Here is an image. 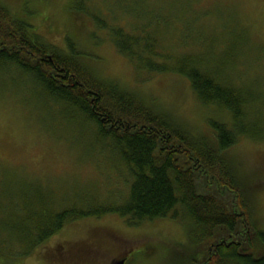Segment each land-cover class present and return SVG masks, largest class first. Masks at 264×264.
<instances>
[{"label": "rangeland", "instance_id": "obj_1", "mask_svg": "<svg viewBox=\"0 0 264 264\" xmlns=\"http://www.w3.org/2000/svg\"><path fill=\"white\" fill-rule=\"evenodd\" d=\"M77 1L0 3L32 23L35 32L56 48L66 49V39L70 38L86 53L97 75L138 94L191 135H204L212 141L215 134L208 119L219 118L221 111L201 103L190 81L181 74L137 71L135 64L118 52L109 30L99 27L95 15L118 22L132 33L159 30L156 33L160 34L164 52L193 53L206 61L225 51L234 40L230 35L233 32L248 36L249 44L238 49L235 65L226 72L234 83L240 81L236 84L252 85L255 76L264 81V0H81L85 1L82 11L73 8ZM104 6L111 10L103 8L101 12ZM125 11L132 13L131 18ZM17 75L0 70V217L23 213L25 205L35 204L29 197L36 192L48 205L68 198L63 207L72 205L70 202L76 200L71 197L81 193L94 197V204L126 198L129 179L111 170L107 161L111 156L92 141L85 142L89 140L87 133L61 128L65 126L61 125L63 116L56 106L51 104L49 108L50 100L45 104L29 81ZM79 135L84 137L82 144L78 143ZM227 154L241 185V198L248 205L250 221L264 230V141L242 137ZM207 181L212 182L205 174L199 176L200 191L226 190L214 182L208 187ZM19 191L26 198H3ZM190 222L163 217L129 225L117 214L86 217L65 225L29 256L13 255L3 260L5 264H70L54 260L52 253L60 244L77 242L100 249V260L91 264H112L116 259L123 264L203 263L209 239L198 242ZM8 238L6 233L3 239Z\"/></svg>", "mask_w": 264, "mask_h": 264}, {"label": "trees", "instance_id": "obj_2", "mask_svg": "<svg viewBox=\"0 0 264 264\" xmlns=\"http://www.w3.org/2000/svg\"><path fill=\"white\" fill-rule=\"evenodd\" d=\"M73 8L85 10V1L78 0ZM103 8L108 9L104 6L101 12ZM125 13L131 18L132 13ZM95 19L100 28L109 30L118 52L137 71L181 74L201 103L221 111L219 118L208 119L215 138L211 141L181 129L138 94L97 75L86 53L70 38L66 49L56 48L35 32L32 23L0 3V70L25 77L38 97L45 104L50 100L48 107L53 104L61 113V125H65L61 128L87 133L85 142L97 144L111 156L107 159L111 170L129 179L128 196L121 202L94 204V197L81 193L71 197L76 203L63 207L68 198L48 205L36 192L29 197L35 204L25 205L23 213L0 217V264L13 255L29 256L71 222L105 214H117L129 225L163 217L186 219L198 242L209 239L212 253L208 259L204 256L203 264H264V230L250 222L248 205L241 198V185L227 154L242 137L264 141V81L255 76L252 85L236 84L240 81L234 83L226 72L235 65L238 49L249 44L247 34L233 32L234 40L225 51L206 61L193 53L164 52L156 33L159 30L132 33L118 22L99 15ZM204 174L226 189L224 193L209 188L200 191L198 178ZM22 197L26 198L19 191L3 198ZM60 205L62 208L57 207ZM6 233L9 238L3 239ZM69 246L84 251L89 244Z\"/></svg>", "mask_w": 264, "mask_h": 264}, {"label": "flooded vegetation", "instance_id": "obj_3", "mask_svg": "<svg viewBox=\"0 0 264 264\" xmlns=\"http://www.w3.org/2000/svg\"><path fill=\"white\" fill-rule=\"evenodd\" d=\"M238 214H240V212ZM243 219H244V217H243ZM244 221H245V219H244ZM56 249H55L54 255H53L54 258L56 260H62L64 262H69L70 264L95 263L96 261L98 262L100 260L99 248L95 247L92 244H89L88 249L84 250V251H81L80 249L75 251V250H73V246H69L66 244H60ZM211 253H212V251H208L206 259L209 258ZM116 261H117V259L113 260L112 264ZM199 264H203V263H199ZM204 264H207V262H205Z\"/></svg>", "mask_w": 264, "mask_h": 264}, {"label": "water", "instance_id": "obj_4", "mask_svg": "<svg viewBox=\"0 0 264 264\" xmlns=\"http://www.w3.org/2000/svg\"><path fill=\"white\" fill-rule=\"evenodd\" d=\"M244 212H242V214H243ZM245 219L247 220V218L245 217ZM250 232H252V230H249ZM124 263V261L123 260H121V261H118V262H115L114 264H123Z\"/></svg>", "mask_w": 264, "mask_h": 264}]
</instances>
